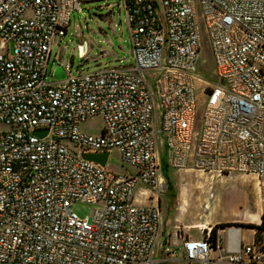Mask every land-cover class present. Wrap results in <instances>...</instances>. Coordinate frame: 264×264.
I'll return each mask as SVG.
<instances>
[{
	"label": "built area",
	"instance_id": "built-area-1",
	"mask_svg": "<svg viewBox=\"0 0 264 264\" xmlns=\"http://www.w3.org/2000/svg\"><path fill=\"white\" fill-rule=\"evenodd\" d=\"M83 1L0 0V264H153L160 210L136 204L134 191L166 188L159 137L170 168L253 175L264 198V0H120L132 69L47 83L51 46ZM201 28L218 84L206 83L198 117ZM146 73L156 75L152 86ZM95 117L100 135L82 132ZM111 149L134 175L83 158ZM75 203L99 207L80 218ZM211 228L182 241L188 264H264V245L243 246L232 226L224 227L225 255L211 257L223 244L219 229L212 244Z\"/></svg>",
	"mask_w": 264,
	"mask_h": 264
},
{
	"label": "rangeland",
	"instance_id": "rangeland-1",
	"mask_svg": "<svg viewBox=\"0 0 264 264\" xmlns=\"http://www.w3.org/2000/svg\"><path fill=\"white\" fill-rule=\"evenodd\" d=\"M201 53L198 78L194 80L193 90L200 117L206 100V83L218 84L214 76L210 42L201 28ZM87 44V51L80 58V46ZM11 45H9V50ZM45 81L52 82V72L56 66L69 65L68 76L78 73H95L110 68L132 69L134 59L131 52L126 15L120 0H85L80 4V11L70 16L66 35L56 39L51 46ZM145 79L152 86L156 75L146 73ZM156 129H159V107L152 90ZM103 128V121L95 117L81 123L82 132L98 136ZM7 128L0 125V132ZM200 131L198 123L197 132ZM67 143V142H66ZM71 147L72 145L69 144ZM158 173L166 188L158 196L143 184H137L134 197L139 204H149V198L159 201L161 232L152 255L153 264H188L184 259L182 238L201 239V228L229 224L240 232L243 246L253 244L255 230L245 225H259L264 218V198L261 197L256 178L246 174L212 175L202 172L177 171L169 167L168 154L162 138H158ZM113 174L130 177L135 170L121 161L117 151L111 149L103 168ZM170 186V187H169ZM148 191L145 197L143 192ZM152 197V199H155ZM182 197V198H181ZM151 199V200H152ZM182 199L186 200V209L180 210ZM99 207L85 203H75L72 211L80 218L91 217ZM222 248L211 251L210 256L225 255V229H219ZM264 245V232L260 234ZM176 253V258L170 254ZM246 259V257H244Z\"/></svg>",
	"mask_w": 264,
	"mask_h": 264
},
{
	"label": "water",
	"instance_id": "water-1",
	"mask_svg": "<svg viewBox=\"0 0 264 264\" xmlns=\"http://www.w3.org/2000/svg\"><path fill=\"white\" fill-rule=\"evenodd\" d=\"M87 51V44L84 41L83 44L80 46V58H83ZM52 77L55 81H62L65 80L67 77L66 72L61 66H56L52 72ZM35 135L38 137H43L46 135V130H37ZM83 158L87 161H91L94 163L99 164L101 167H104L108 158V152L100 153V154H90L86 153L83 155Z\"/></svg>",
	"mask_w": 264,
	"mask_h": 264
},
{
	"label": "trees",
	"instance_id": "trees-1",
	"mask_svg": "<svg viewBox=\"0 0 264 264\" xmlns=\"http://www.w3.org/2000/svg\"><path fill=\"white\" fill-rule=\"evenodd\" d=\"M170 187V186H169ZM230 226L229 224H220V225H216L214 227L211 228V242L212 244L215 242V236H216V232L218 229L220 228H224V227H228ZM245 227H250L253 228L255 230V234H254V243L257 244H261V237L260 234L262 232H264V218H262L261 223L259 225H245Z\"/></svg>",
	"mask_w": 264,
	"mask_h": 264
},
{
	"label": "crops",
	"instance_id": "crops-1",
	"mask_svg": "<svg viewBox=\"0 0 264 264\" xmlns=\"http://www.w3.org/2000/svg\"><path fill=\"white\" fill-rule=\"evenodd\" d=\"M123 11H124V13H125V10H124V8H123ZM126 15V14H125ZM153 197V196H152ZM159 200H156V199H152V200H150L148 203L149 204H155V205H157V207L159 208V202H158ZM134 202L136 203V204H139L138 203V201H136V200H134ZM159 210H160V208H159ZM194 226H198V225H194ZM202 228H204V227H202ZM182 238V241L184 240V239H188V240H190L189 239V237L187 236V235H184V237H181ZM200 240V239H199ZM168 253V252H167Z\"/></svg>",
	"mask_w": 264,
	"mask_h": 264
},
{
	"label": "bare ground",
	"instance_id": "bare-ground-1",
	"mask_svg": "<svg viewBox=\"0 0 264 264\" xmlns=\"http://www.w3.org/2000/svg\"><path fill=\"white\" fill-rule=\"evenodd\" d=\"M182 198V197H181ZM186 205H187V203H186V200L185 199H182V204H181V208H180V210L182 211V212H184L185 211V209H186ZM198 228H202L203 227V225H198L197 226Z\"/></svg>",
	"mask_w": 264,
	"mask_h": 264
}]
</instances>
